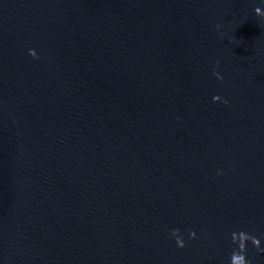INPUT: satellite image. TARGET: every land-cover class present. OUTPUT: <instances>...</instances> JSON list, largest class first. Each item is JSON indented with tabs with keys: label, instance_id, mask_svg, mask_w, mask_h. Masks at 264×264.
<instances>
[{
	"label": "water",
	"instance_id": "95a60500",
	"mask_svg": "<svg viewBox=\"0 0 264 264\" xmlns=\"http://www.w3.org/2000/svg\"><path fill=\"white\" fill-rule=\"evenodd\" d=\"M257 7L0 0V264H229L241 230L264 248Z\"/></svg>",
	"mask_w": 264,
	"mask_h": 264
},
{
	"label": "clouds",
	"instance_id": "9594fccd",
	"mask_svg": "<svg viewBox=\"0 0 264 264\" xmlns=\"http://www.w3.org/2000/svg\"><path fill=\"white\" fill-rule=\"evenodd\" d=\"M255 15L257 17H260L264 19V11H262L259 7L254 9ZM34 52L33 49L29 50V55L32 57V53ZM33 59H39V57H35ZM219 65V61H217V66ZM216 76L217 80L222 81L223 77L219 74L214 72L213 73ZM217 101L220 102V97H213V102L217 103ZM225 104H227V101H224ZM219 174V173H218ZM171 236L175 238L176 246L179 249L185 248V242L183 237L181 236L178 229L171 231ZM189 239L195 240L196 233L194 231H190L188 233ZM231 241L232 244L235 246L230 257H229V264H250V261L247 257V251H248V244L251 243L253 248L256 250L257 253L264 255V248L261 247L260 239L256 236L250 235L249 233L245 231H234L231 233Z\"/></svg>",
	"mask_w": 264,
	"mask_h": 264
}]
</instances>
